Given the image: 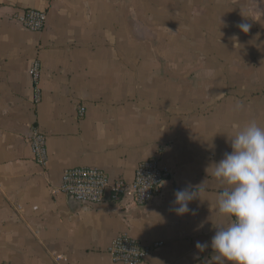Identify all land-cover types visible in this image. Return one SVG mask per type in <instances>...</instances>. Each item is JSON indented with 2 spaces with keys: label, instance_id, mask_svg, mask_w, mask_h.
<instances>
[{
  "label": "crops",
  "instance_id": "crops-1",
  "mask_svg": "<svg viewBox=\"0 0 264 264\" xmlns=\"http://www.w3.org/2000/svg\"><path fill=\"white\" fill-rule=\"evenodd\" d=\"M29 9L47 13L43 31L11 20ZM251 121L264 127V0H0V264H115L121 235L164 243L143 264H209L216 228L231 222L210 167ZM34 129L47 135L46 167ZM156 154L171 177L146 206L61 191L67 169L132 182ZM202 184L177 215L175 192Z\"/></svg>",
  "mask_w": 264,
  "mask_h": 264
},
{
  "label": "clouds",
  "instance_id": "clouds-1",
  "mask_svg": "<svg viewBox=\"0 0 264 264\" xmlns=\"http://www.w3.org/2000/svg\"><path fill=\"white\" fill-rule=\"evenodd\" d=\"M238 27L247 33L251 26ZM229 140L231 152L210 168L226 186L218 194V212L231 222L216 228L209 264H264V127L251 121ZM203 185L176 191L173 211L180 216L189 213V203L199 197ZM195 247L203 252L209 245L198 241Z\"/></svg>",
  "mask_w": 264,
  "mask_h": 264
},
{
  "label": "built area",
  "instance_id": "built-area-1",
  "mask_svg": "<svg viewBox=\"0 0 264 264\" xmlns=\"http://www.w3.org/2000/svg\"><path fill=\"white\" fill-rule=\"evenodd\" d=\"M12 21L32 32L43 31L47 23V13L29 9L13 16ZM42 67L39 60H35L30 68L33 86V99L37 105L42 99L41 90ZM86 109H80V116L84 117ZM30 145L37 164L46 167L49 163L47 135L40 129H34L30 137ZM171 177L162 165L160 154L142 161L135 172L132 182L124 180L111 181L107 171L98 167L71 168L63 173L61 191L72 196L76 201L87 205L103 203L108 191L114 200L130 197L138 206H146L160 197ZM164 243L143 245L128 235H121L114 239L108 253L115 264H143Z\"/></svg>",
  "mask_w": 264,
  "mask_h": 264
},
{
  "label": "water",
  "instance_id": "water-1",
  "mask_svg": "<svg viewBox=\"0 0 264 264\" xmlns=\"http://www.w3.org/2000/svg\"><path fill=\"white\" fill-rule=\"evenodd\" d=\"M72 197V196H71ZM73 198V197H72Z\"/></svg>",
  "mask_w": 264,
  "mask_h": 264
}]
</instances>
